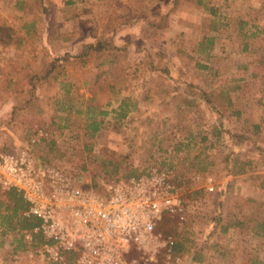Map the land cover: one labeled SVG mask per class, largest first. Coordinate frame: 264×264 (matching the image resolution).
<instances>
[{"label": "rangeland", "instance_id": "1", "mask_svg": "<svg viewBox=\"0 0 264 264\" xmlns=\"http://www.w3.org/2000/svg\"><path fill=\"white\" fill-rule=\"evenodd\" d=\"M66 1L0 0V24L14 30L12 39L0 41V151L27 150L78 184L95 176L101 190L125 178L126 169H163L190 205L184 222L161 227L186 246L184 264H264V234L257 231L264 220V151L258 149L264 147V31L244 36L264 27V0H183L172 12V0ZM205 36H214L209 54L201 52ZM99 39L127 48L78 56ZM59 56L67 58L61 82L40 86L36 100L13 117L27 87L9 85L10 76ZM195 86L214 94V107ZM95 118L103 123L92 135ZM220 123L245 137H217ZM40 131L46 136L34 142ZM231 152L252 160L246 173L228 174ZM119 159L117 174L103 169ZM16 237L0 234L3 264H45L29 257L24 241L12 252ZM199 250L201 262L193 259Z\"/></svg>", "mask_w": 264, "mask_h": 264}, {"label": "built area", "instance_id": "2", "mask_svg": "<svg viewBox=\"0 0 264 264\" xmlns=\"http://www.w3.org/2000/svg\"><path fill=\"white\" fill-rule=\"evenodd\" d=\"M40 137L46 133L40 131ZM0 186L29 203L40 224L23 231L31 259L47 264H184L176 238L162 231L191 211L169 173L150 172L109 184L106 196L84 189L64 168L40 164L25 150L0 151ZM212 189V187L210 188ZM36 236L43 241L36 242Z\"/></svg>", "mask_w": 264, "mask_h": 264}, {"label": "trees", "instance_id": "3", "mask_svg": "<svg viewBox=\"0 0 264 264\" xmlns=\"http://www.w3.org/2000/svg\"><path fill=\"white\" fill-rule=\"evenodd\" d=\"M75 1H77V0H67L66 2L69 4H73ZM182 1L183 0H172L173 6L171 7L170 11L172 12L173 10H175ZM191 2L192 3L195 2L198 5L203 4V0H191ZM212 11L216 12L215 9H212ZM32 22H33L32 24L35 25L36 20H33ZM241 22L245 23V21H241ZM166 26H168V22H165L164 24H158L157 25V27H159V28L160 27H166ZM263 31H264V27L262 29L257 28V31L253 32V34H247L245 32L244 36L245 37L256 36L258 33H262ZM13 34H14V30H12V28L5 27V26L0 24V41L1 42H5L6 39L7 40L12 39ZM2 35H4L5 39L2 38L3 37ZM204 41L207 42L208 44H206V46H202L201 52H206L207 54H209V52L213 48L214 36H205L202 43ZM120 48L125 49V48H127V45L118 46L113 41L99 39L95 42L85 43L82 51L80 52V54L78 56L83 57V56H87V55H90V54L95 53V52H103L106 50L120 49ZM248 48H249V43L245 42L243 50H247ZM65 59H67V58L66 57H60V56L53 58V59H50L47 62H45V64L39 70H36V69L33 70L30 67H28V65L20 66L17 69L16 73H14L12 76H10V78L8 79L9 85L12 83V84H18L20 86V88L27 87L26 88L27 98L24 101L25 103L22 104V101L18 100L13 105V108H12V116L13 117H16L21 109L29 106L33 101L36 100L37 90L40 86H42L45 83L50 84L54 81L55 82H57V81L61 82L60 81L61 76L64 74V70L62 69L63 68L62 61ZM202 67L203 68H209V66L206 64H202ZM254 75H257V73H254ZM59 78H60V80H59ZM62 82H63V80H62ZM193 87H194V85H193ZM195 88H197L201 92V97L203 98L205 103L211 104V106L213 105L212 107L215 106V100H214V94L213 93L207 92L203 88H200L198 86H195ZM65 93L70 94L71 88L66 89ZM191 97H192V95H191ZM192 98L194 99V97H192ZM126 99L127 98H123V102L121 104L123 108L126 107V105H124V102L126 101ZM192 101H194V100L191 99V104L192 105L195 104V102H192ZM68 108H72V105L68 106ZM106 113H107L106 111L101 112V114H106ZM240 113L241 112H237V114H240ZM121 115L125 116V115H127V112H124ZM102 123H103V120H97L96 118L93 119V121L88 126L90 128L89 133L94 135L96 132H98L102 128ZM222 126H223L222 123L215 126L214 134L217 137H221L223 135V132H227V134L231 138V141H233V142H238L237 137H245L242 134L233 132L231 130H224V128ZM260 127H261V125L257 122L254 124V128L256 131L260 130ZM191 136H193L192 133H191ZM201 139H202V141L207 140L208 135L207 134L204 135ZM240 143L241 142H239V144ZM258 149L260 151H264V147H262V146H259ZM234 154L235 153L231 152L230 154H227L225 156V161L227 163L230 161L234 162V166L232 168H230V166H228V168H227L228 174L232 175V174L246 173L248 171L247 165H249V167H250L252 160H242ZM110 166H111V169H107ZM121 166H122V160L121 159L109 160L108 162L107 161L104 162L103 169H106L107 172L117 174L118 170L121 168ZM145 173L146 172H139L135 168L132 170L126 169L124 177L128 178L131 176H139V175H143ZM118 179L119 178H117L115 181H117ZM92 181L93 182H87V183L86 182L85 183L80 182V184H78V183L77 184L84 189H93L96 192H98L101 196H106L107 195L106 190L105 189L101 190L98 183L95 181V176H93ZM1 189H2V187L0 186V190ZM2 191H3L2 193L4 195V198L0 197V209L2 210L0 213V216H1V222L0 223L7 226L8 229H12V230L18 229L19 230V236L20 237L19 238L16 237V239H17V242H19L20 245L23 246V244H21V241H23V231L28 230V229H32V228L38 226L41 221L35 215L26 216L24 214V212L29 209V203L24 199V197L20 191H18L15 188H11L8 190L3 189ZM221 220H222L221 216H218L216 218V225ZM235 223L240 224L241 221L238 220ZM229 226H230V223L224 227V231H227ZM257 229H258L257 230L258 232L262 229L263 231L261 233L264 234V220L261 222H258ZM36 239H37L36 242H38V243H41L43 241V239L40 236H36ZM176 240H177V242H176L175 248H176L177 252L183 253V252L188 251L186 246L183 244V242L179 241L177 238H176ZM193 259L197 262H201L203 260L202 252L200 250L197 251L193 256Z\"/></svg>", "mask_w": 264, "mask_h": 264}, {"label": "crops", "instance_id": "4", "mask_svg": "<svg viewBox=\"0 0 264 264\" xmlns=\"http://www.w3.org/2000/svg\"><path fill=\"white\" fill-rule=\"evenodd\" d=\"M1 209H0V213H1ZM0 222H1V216H0ZM10 232H16V234H18L19 235V230L18 229H15V230H12V229H8L7 228V226H5V225H3L2 223H0V234H8V233H10ZM16 242H17V239L16 238H13L12 240H11V242L9 243V245H10V247L12 248V252H16V251H19V247L16 245ZM0 246H1V248H3L4 246H6L5 245V243H3V242H0ZM18 247V248H17ZM45 264H47V262H45V261H43ZM0 264H3V262L1 261V259H0ZM13 264H15L14 262H13Z\"/></svg>", "mask_w": 264, "mask_h": 264}]
</instances>
